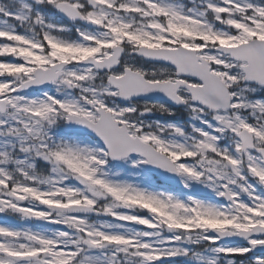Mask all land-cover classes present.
<instances>
[{"label": "snow or ice", "instance_id": "1", "mask_svg": "<svg viewBox=\"0 0 264 264\" xmlns=\"http://www.w3.org/2000/svg\"><path fill=\"white\" fill-rule=\"evenodd\" d=\"M0 264H264V0H0Z\"/></svg>", "mask_w": 264, "mask_h": 264}, {"label": "rangeland", "instance_id": "2", "mask_svg": "<svg viewBox=\"0 0 264 264\" xmlns=\"http://www.w3.org/2000/svg\"><path fill=\"white\" fill-rule=\"evenodd\" d=\"M158 118H160V119H167L166 117H158ZM182 118L186 119V116L185 117H181L180 115H178L177 117H175L173 119L180 120Z\"/></svg>", "mask_w": 264, "mask_h": 264}]
</instances>
